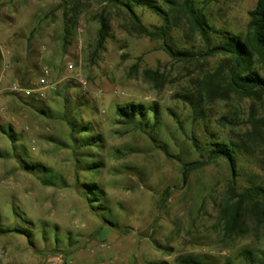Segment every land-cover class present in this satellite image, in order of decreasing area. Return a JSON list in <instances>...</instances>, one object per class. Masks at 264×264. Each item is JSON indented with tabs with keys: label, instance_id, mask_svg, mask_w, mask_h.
<instances>
[{
	"label": "rangeland",
	"instance_id": "1",
	"mask_svg": "<svg viewBox=\"0 0 264 264\" xmlns=\"http://www.w3.org/2000/svg\"><path fill=\"white\" fill-rule=\"evenodd\" d=\"M155 1L163 14L139 8L141 23L164 28L171 46L202 54L205 41L180 7ZM256 1L192 6L206 16L215 44L220 31L245 33ZM101 14L108 34L99 45ZM163 42L138 37L127 11L100 0H0L2 264H176L187 255L240 264L242 250L264 251V225L254 219L246 220L244 234L229 237L217 225L230 187L236 194L264 189V147L250 120L264 111L234 94L204 100L199 81L222 57L179 63ZM47 85L56 88L44 89L40 100L33 95L39 102L32 107L16 90ZM126 103L156 104L157 124L144 132L124 125L115 112ZM64 118L88 123L100 147L73 152ZM212 136L241 147L238 176L218 159L183 182L180 161H203ZM94 161L99 166L89 170ZM84 180L101 190V208L85 200Z\"/></svg>",
	"mask_w": 264,
	"mask_h": 264
},
{
	"label": "trees",
	"instance_id": "2",
	"mask_svg": "<svg viewBox=\"0 0 264 264\" xmlns=\"http://www.w3.org/2000/svg\"><path fill=\"white\" fill-rule=\"evenodd\" d=\"M115 7H120L129 13L133 23V31L138 37L149 38L152 40H162V50L174 61L179 63L197 62L198 58L204 57H222V61L217 69L206 74L199 81V94L204 100L221 99L224 100L229 94H234L243 99L251 101V107L255 110V104L264 111V0H257L252 10L248 12L249 21L244 34H230L226 31H220L215 44L210 43V32L213 28L208 24L206 16L198 9L194 8L192 0H167L166 2L173 7L180 9L187 16L191 27L197 31L205 41V51L197 53L177 49L166 42L167 31L162 28H153L150 30L145 27L137 15L136 10L146 8L155 14H163L162 9L155 0H100ZM76 2V0H74ZM99 29L97 33V42L102 45L107 38L108 27L103 14L98 18ZM150 74V73H149ZM27 105L32 107L37 101L34 97H28ZM79 107V106H78ZM157 105L145 107L142 104L126 103L118 106L116 116L134 130L142 131L153 128L157 124ZM44 114L43 109H38ZM149 113L154 117V124L149 125ZM77 113V117H78ZM80 118V116L78 117ZM66 124L70 128V136L73 142V152L81 149L100 147L102 144L98 135L93 136L91 126L86 123H80L75 119H66ZM251 120L252 136L261 139L264 147V117ZM262 124L263 130H260ZM11 132L4 134L14 141ZM213 141L206 144L205 157L203 161L183 162L181 163L182 180L186 181V175L192 171L199 170L207 163L218 159H223L229 165L233 177L238 176V155L241 147L228 140H220L212 136ZM196 149L197 142L194 141ZM204 156V155H203ZM100 163L94 161L92 165H87L89 170H95ZM32 168H41L39 163H30ZM48 182V181H47ZM49 184V183H47ZM83 190L84 198L89 203L90 208L97 210L102 205L101 190L94 183L83 181L80 185ZM234 188L228 190L229 199L221 207L217 225H219L226 237L244 234L246 220L254 219L258 226L264 225V189L260 186H254L245 189L236 194ZM170 196L169 189L163 192L164 200ZM103 213H101L102 215ZM106 224L114 227L115 224L102 215ZM109 216V215H107ZM4 231L1 233H5ZM22 232H25L24 229ZM240 264H264V251L244 249L238 256ZM236 258V259H237ZM238 261V260H236ZM176 264H210L203 262L193 256H179L175 260ZM225 264H234L227 261Z\"/></svg>",
	"mask_w": 264,
	"mask_h": 264
},
{
	"label": "built area",
	"instance_id": "3",
	"mask_svg": "<svg viewBox=\"0 0 264 264\" xmlns=\"http://www.w3.org/2000/svg\"><path fill=\"white\" fill-rule=\"evenodd\" d=\"M48 88L49 90H54L56 87L54 85H47V86H42V87H37V88H33V89H17V92H20L21 96L24 98H28L31 97L33 95L36 96V98L43 99L44 95L42 94V92L44 91V89ZM4 257V253L1 251L0 249V264H2V260Z\"/></svg>",
	"mask_w": 264,
	"mask_h": 264
}]
</instances>
